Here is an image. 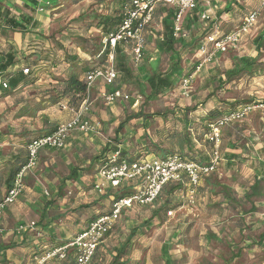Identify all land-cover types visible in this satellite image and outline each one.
<instances>
[{"label":"rangeland","instance_id":"1","mask_svg":"<svg viewBox=\"0 0 264 264\" xmlns=\"http://www.w3.org/2000/svg\"><path fill=\"white\" fill-rule=\"evenodd\" d=\"M126 1L57 0L53 4L54 7L52 6L51 8L54 10L50 11V17H44V27L41 25L38 30L34 31L40 35L34 36L33 34L35 33L30 31L29 34L22 33L23 35H21L20 31L13 29L8 32H0L1 37L6 35V39L12 41V44L0 41L5 44V46L0 44V59L2 55L5 57L9 48H13L17 53V58H19L17 59V67H11V71H19L30 66L29 60L32 61L35 57L33 51L39 50L44 62L54 59L60 65V68L65 69L64 62L61 60L68 51L63 46L69 48L71 42L78 41V36L85 35L86 40H82L81 43L83 42L85 47L94 50L95 54H97L100 50L99 45L100 43L102 44L106 34L97 24L102 18L107 16L114 17V20L121 18L127 7ZM227 1L232 4V12L228 13V15L226 12L221 16L218 13L224 7L218 10L213 8L215 12L214 20L202 21L203 23L200 22L196 25V28L191 27L193 38L187 42V45L190 46L181 48L177 44V47L181 48L179 53L184 57L183 60L185 61V63L180 65L183 70L182 73L187 75L194 70L191 78L189 76H185L186 78L184 79L177 77L175 89L161 92L159 98L154 102L149 95L150 88L147 83H144V86H140L142 82L137 84L135 81L121 77L122 80L119 82L121 86L124 84L121 83L123 80L129 83L125 84L129 95L134 97L142 96V100H140L141 102L143 101L142 110L145 111V108L150 107L148 108L149 114L157 116L160 112H169L173 108L171 105L173 106L174 104L175 106V103L181 100L184 105L182 107L190 111L197 105L195 97L203 105L208 101V98L214 97L213 99L218 102H226V108L229 109L237 108L242 103L252 102L257 99L264 100V45L259 50L258 42H255L259 35L264 34V9L260 8L261 0ZM222 3H220V7L223 6ZM255 9L260 10L258 22L252 30L241 38L239 47H231L223 53H216L211 59V61L215 60L214 63L206 67L210 61L203 63L204 54L201 51L206 35L211 34L218 27L222 33L235 29L242 21L244 15ZM162 10L163 7L158 4L156 7V19L154 18L144 31L145 36L148 37L150 32L154 35L157 34L156 32L163 30L158 17ZM119 23V20H115V23L111 26V31ZM197 29H200L203 34L197 36ZM34 37L39 40L35 41ZM147 37L146 44L148 46L146 45V47L150 50L148 52L150 54L157 49L158 39L148 41ZM36 42H39V45H36ZM35 46H38L39 49ZM147 48L145 53H147ZM208 49L210 50V45H208ZM196 51L199 53L198 57H195ZM169 54L171 55V52H163L158 56L160 62L157 66L158 73L165 74L164 71L168 68L166 64H171L168 61ZM78 55L80 67L86 64L85 66L90 69L103 65L104 55H102V58H99L98 55L91 56L84 48L78 49ZM126 56L128 58L127 62L133 69L135 76L136 74L141 75L143 70L151 69L149 60L151 57L142 65L144 63L143 60L138 63L135 62L131 52ZM253 58L256 59V62L251 72H248L243 67L245 65L243 60L252 61ZM201 63H203L202 68L196 71L197 66ZM206 69L209 70L206 72ZM237 69L240 71L236 72ZM54 71L56 73L59 72L51 68L48 72L45 70L46 73L41 74L38 70L34 71V69H31L32 74H27L26 81L35 77L39 79L32 86L27 88L20 87L12 92L11 97L7 98L8 101L0 102V107L3 106V110H0L2 132L7 131V128L4 127L6 123L13 126L23 124L27 132L37 131V134L34 135L36 136L41 133L42 129L47 128L46 126L51 125L50 121L52 115H54L53 109L55 108V111L59 112L58 106L52 109L45 107L44 115H41L40 112H37V114L29 112L27 115L19 113L17 105H14L19 102L22 105L29 100L31 105L28 108L33 110L35 104H40L38 102L41 100L37 93L43 90L44 86H47L48 81L52 78V74L49 75L48 73H55ZM232 72L235 73L231 75ZM188 78L191 82L184 87L183 83L185 80L188 81ZM181 81L183 82L182 90L180 89ZM16 99L18 102L15 103ZM97 103L98 100L93 103V106ZM184 103H189L191 106H185ZM93 108L95 109L94 112H96V107ZM223 111L225 110L223 109ZM129 115V112L126 113L125 119ZM218 118H220V115L217 112L211 116V120H217ZM148 124L157 143L166 138L160 132L178 129L176 127L177 121L168 119V117H150ZM243 124V127L252 126L254 129H251V131L255 132L254 135H262L260 141H263L264 107L230 125L240 126L239 128L241 129ZM194 126L195 124L191 126V132L190 130L187 131L189 133H187V136L190 135L191 140V142H188L192 146L194 144L200 146L195 140L201 133L197 129L200 128L203 132L204 128L201 126H195V128ZM179 127L181 129V125ZM243 132L249 136L246 130H243ZM28 135H25L26 142L30 139L29 137L27 138ZM144 137L146 138L147 136ZM175 137L176 134L170 138L169 142L176 143L177 137ZM134 140V138H131L128 141L132 149L139 145V142L136 143ZM207 140L208 143L209 141L211 142V139ZM227 143L221 137L220 158L227 152L226 149L229 148ZM210 144L209 155L213 149V144ZM150 148L152 150L156 149L153 145ZM200 148L203 149V147ZM191 149L190 147V150L187 151L188 154L197 155ZM138 151L142 152L140 149ZM3 152L8 153L9 151L4 150ZM244 152L245 154L250 152L249 154L257 156L256 152L258 150L251 145L249 147L246 146ZM208 160L210 161V156ZM221 162L220 159L216 170L209 177L202 180L193 203L189 202L186 197H182L183 193L176 191L173 188L174 185H169L156 202L138 206L135 209L132 208L131 212H123L114 225L112 236L109 238L110 241H113V245L110 248L113 258L110 255H106L102 257V261H105L106 264H264V178H260L262 180L258 188L260 190L259 193L254 194L251 187L255 183L256 178L244 164L236 165L235 169L234 167L230 168V165L226 168L227 161ZM170 210L172 213H169ZM120 244L124 245L125 249H119ZM28 257L26 256V258ZM32 262L29 257L25 263L32 264ZM48 263L69 264L68 262L63 263L58 259L48 260L46 264Z\"/></svg>","mask_w":264,"mask_h":264},{"label":"crops","instance_id":"2","mask_svg":"<svg viewBox=\"0 0 264 264\" xmlns=\"http://www.w3.org/2000/svg\"><path fill=\"white\" fill-rule=\"evenodd\" d=\"M0 1L7 9H10L11 13L15 15L17 19H20L19 16L21 13H27L34 16V18L32 19L33 22L26 25L27 29L19 32L21 33V35H23L24 32L25 34L34 32L38 30L41 25L44 27V17H50V11L54 10L51 8L52 6L54 7V2H57V0H37L39 3L38 6H29L32 9H36V12H32L27 6V2L29 3V0ZM221 2H223L222 7H220ZM231 6V2H228L227 0H216L213 6L208 9L210 13L209 19L214 20L215 12L213 11V8L218 10L219 8L222 9L224 7L222 9L223 12L220 11L218 13L222 16V14L226 12L227 15L228 13L232 12ZM246 15H244L243 19ZM159 20L162 25V17L159 16ZM202 21H204L202 20V18H197L196 20L194 19V17L192 18L191 15H187L186 17H184L183 27L186 29L185 31L188 33V35L184 38H178V40L176 39L174 42V47L171 51H167V45H164L163 42L165 40L166 33V29H164L163 25L162 31L156 32L157 34L154 35L152 34V32H150L148 34V37L146 36L148 41L151 39H158L156 45L157 49L149 54L148 52H150V50H148V48L146 47L147 53L144 54V63L142 65H144L146 63V60L151 57L149 59L151 62V69L143 70L141 75L136 74V76L141 80H136L135 82H137V84H140L139 82H142L140 86H144V83H147L148 87L150 88L149 95L151 94V87L149 81L147 79H144L143 76L147 74L153 75L154 73L158 74L157 66L158 63H160L158 56L163 52H171V55L169 54L168 58V61L171 62V64L167 63L166 65H168V68L164 71L165 74H160L168 75V77L171 78L173 82V89H175L177 85V77L184 79L186 78L185 76L189 75H185V73H182L183 70L181 69L180 65H182L181 63H185V61L183 60L184 57L179 53V50L182 47L190 46L187 45V42H189V40L193 38V30L191 27L196 28V25H198ZM257 22L258 18L254 26H256ZM10 30H12V28H9L7 32ZM230 31H232V29L228 32ZM196 32L197 36L203 34L200 29H197ZM34 33V36L40 35L38 32ZM4 36L5 37L0 36V41L12 44V41L10 39L7 40L6 35ZM33 39H35V41L39 40L36 37H34ZM36 43V45H39V42ZM0 44L1 46H5V44H2L1 42ZM177 44L180 45L181 48H178ZM35 47L39 49L38 46ZM11 50L14 49L12 48ZM11 50L9 49V51ZM9 51L7 52L9 53ZM129 52L131 51H128L127 49L122 50V53L121 55H119L118 59L121 61L123 60L124 62L127 57L126 55H129ZM197 52L198 51H196L195 53V57L199 56V53ZM39 58L40 56L36 55L32 60V62L35 63L34 67L41 74L46 73L45 69L48 67V65L47 63H44L41 58ZM5 60L6 59H4V61ZM253 60L256 59L253 58ZM4 61L0 60V64H3ZM214 61L215 60L213 59L212 61L207 63L206 67L209 66V64H213ZM11 67L17 66L12 65L10 66L9 70H7V72L1 73V103H3V101H8L7 98L11 97L12 95V93L8 95L5 94L1 83V80L5 77V74L12 72ZM207 70L209 69H206L205 71L207 72ZM182 81L180 82L181 90L183 83ZM121 83L124 84L121 86L118 83L117 86L121 89L122 93L128 94L125 86L129 83L126 81H122ZM114 87L116 88V85L106 86L99 81L96 83L92 91L93 100L90 104V111L88 112L87 117L92 121H100V131L85 133L77 130L73 132L67 138L62 149L57 150L45 148V150H42L36 163L37 165L27 172L25 176L26 185L23 193L20 197H18L14 204L9 205L7 208H5V210L1 214L2 216L0 217V263L26 264L25 262H27L29 257L31 258L32 262L34 255H42L51 247L64 245V243L72 240L74 237L78 236L80 232L84 231L89 226V224L98 216L110 214L112 212L111 210L113 202L118 199V197L127 194V196H129L133 192H135L139 182L138 180H128L122 185L115 187L110 183L104 182V180L101 179L98 170L100 166L104 164V161L110 158L111 155H113L117 151H120L123 157L124 155L126 157H129L130 155L133 159H138L139 156H146L148 158L159 157L155 154L152 148H149L150 139H152L155 144L157 143V140L154 138L151 129L148 127V121L150 117H168V119H174L178 123L176 125L178 129L168 132H160V134L166 137L163 138V141L160 140V142L157 143L160 146L162 153L180 152L187 159H194L205 163L209 161L208 150L211 146V144L207 142L208 136L204 135L203 139H195L200 146H198L197 144H194V146H192L189 144L191 140L190 135L187 136V131L190 130L191 132V126L194 124L195 126L199 127L200 124L208 125L210 122L209 120H211V116L216 112L221 117L230 110L235 109L226 108V102H218L216 99H213L214 97L208 98V101H206L204 105L199 101L197 97H195V103L199 105H196V107H193L190 111H187L186 109H184V107H182L184 105L180 100L175 103V106L174 104L173 106L171 105V107H173L171 108L172 111L170 110L169 112H160L159 115L152 116V114H149L150 112L148 110V108L150 107H144L145 111L142 110L143 101H140L142 100V96L134 97L128 94L130 96L129 99L120 98L112 103H107L103 98L100 97V93L103 90H113ZM170 90L172 89L163 90L161 92H167ZM161 92L159 94H161ZM159 96L153 99L154 102L159 98ZM94 100H98V103L93 106V103H95ZM197 101L200 103H198ZM16 102H18L17 99L15 103ZM184 104L185 106H191V104L189 103ZM16 105L19 112V109L22 106L21 102H19L18 104L16 103L14 106ZM93 107H96V112H94L95 109ZM50 109L52 108L50 107ZM223 109L225 111H223ZM0 110H3V106L0 107ZM53 110L54 115H52V119L50 122L51 125L46 126L47 128L42 129L41 133L36 135L37 137L44 135L45 133H49V130L53 126V122H67L73 115L69 111H61L60 109L59 112H56L55 108ZM44 112L45 107L40 111L41 115H44ZM128 112L130 113V115L127 117V119H125L126 113ZM211 121L213 122L214 120ZM179 125H181V129ZM23 126V124H16L15 126H13L12 124L9 125L6 123V126L4 127L7 128V131L4 132L1 131L0 127V199H2L8 189L7 180L12 170L19 167L27 159L28 150L25 147L27 143L25 135L30 134L27 136V138L29 137L30 139H32L36 137L34 135L37 134V131H33L31 133L29 131L27 132V129H24L25 127ZM243 126L244 124L240 129V126L237 127L235 125H230L225 127V129L223 130L222 140L225 143L226 141L228 142L227 144L229 145V148L226 149L227 152L222 156V158H220L222 161L221 163L227 161L226 168L230 165V168L234 167L235 169L236 165L239 166L240 164H244V166L248 168L249 172H251V174H254V178H256V181H259L260 183L262 180L260 178H264V140L260 141L262 139V135H254L255 132L251 131V129H254L252 126ZM197 130L201 131L202 133V129L198 128ZM243 130H246L249 136L245 135ZM174 134H176L177 141L173 144L169 142V140L171 137H173ZM144 136L147 137L145 138ZM131 138H134V141L136 143L139 142V145L133 147V149L130 145V142H128ZM251 145L254 146L256 150H258V152H256L257 156L249 154L250 152L245 154L244 150L246 146L249 147ZM190 147L192 148L191 150H194L197 155L188 154L187 151L190 150ZM200 147H203V149ZM138 149H140L142 152L138 151ZM4 150H8L9 152L4 153ZM148 151L150 152L148 153ZM103 182L104 186L101 191L95 189L96 184H101ZM138 206L142 205L134 204L132 207L124 209L123 212H131L130 210H133L132 208L135 209ZM31 222H35V227H31V229H28L27 231L18 230L19 225H29L31 224ZM112 231L99 244L100 246L98 247L91 263L106 264L105 261H102V257H105L106 255H110L113 258V255L111 253L112 250L110 249L113 245V241H110L109 239L112 236ZM123 246L124 245L120 244L119 249H125ZM26 256L29 257L26 258Z\"/></svg>","mask_w":264,"mask_h":264},{"label":"built area","instance_id":"3","mask_svg":"<svg viewBox=\"0 0 264 264\" xmlns=\"http://www.w3.org/2000/svg\"><path fill=\"white\" fill-rule=\"evenodd\" d=\"M165 1L168 4L178 6V14L176 16L175 31L176 35H182L181 22L184 14L189 9L197 7L200 3L207 7V11L202 15V20L206 21L210 18L208 11L216 0H133L131 5L124 11V18L120 28L108 35L103 40L104 49L108 51V66L106 68L93 69L87 74L89 88H92L98 81H103L107 85L114 83L117 77L115 69L117 46L122 43H130L132 46V56L135 62H140L145 50V29L154 19V7L157 2ZM260 8L264 9V0L260 4ZM260 15V10L245 17L237 28L229 33H222L219 27L207 34L203 40L201 51L204 54L203 63L211 61L216 53H223L229 48H236L241 38L246 35L253 27ZM210 45V50L208 49ZM213 56V57H212ZM199 64L196 71L202 68ZM25 72H28L26 68ZM190 78L192 77L189 76ZM189 79V78H188ZM191 82L184 81L183 85L188 86ZM4 87H8V83L3 82ZM86 100L76 109L71 108L75 114L74 118L69 122L61 123L53 132L45 133L34 138L28 143V158L22 169L16 174L14 182L9 191L0 200V217L9 205L14 204L24 189L25 176L27 172L36 166L40 152L45 148L62 149L67 138L75 131L94 132L100 131V121H92L85 117V112L89 110L91 97L89 90ZM107 103L115 102L120 98L129 99L130 96L121 91L108 92L103 90L100 93ZM264 107V100H254L248 103H242L234 110H230L222 117L211 123L208 139L214 142L212 154L210 153V161L201 163L196 160H186L180 154L168 155L160 158H148L143 160H126L121 156V152L117 151L110 158L104 161L99 168V175L104 182L118 187L128 180H138V185L131 195L116 199L112 205V212L98 216L89 226L72 240L64 243V245L51 247L42 255H36L33 258V264H46L48 260L58 259L64 260L71 250L74 252L75 264H91L94 255L97 252L99 244L113 230L117 220L121 217L123 210L132 207L134 204L145 206L154 203L162 194L163 188L170 182L184 181L185 188L180 192L182 197H186L189 202L193 203L197 194L196 189L202 180L209 177L214 172L220 161V145L223 129L236 121L242 120L252 112ZM63 108H69L63 105ZM187 178V180H186ZM104 182L96 184L95 189L101 191ZM169 213H172L170 210ZM35 225L31 222L29 225H19L18 230L27 231Z\"/></svg>","mask_w":264,"mask_h":264},{"label":"trees","instance_id":"4","mask_svg":"<svg viewBox=\"0 0 264 264\" xmlns=\"http://www.w3.org/2000/svg\"><path fill=\"white\" fill-rule=\"evenodd\" d=\"M132 1L133 0H127L126 1V6L129 7L131 5ZM261 2H262V0H261ZM261 2H260V4H261ZM38 4L39 3H38L37 0H29V3L27 2V6L28 7L29 6L32 7V5H35V7H36V6H38ZM158 4L160 5V7L161 6L163 7V10L161 11V13L158 14V17L159 16L162 17V21L161 22H162V25L164 26V29H166L165 40L163 42H164V45H167L166 46L167 51H171L173 49L174 42H175L176 39L178 40V38H184V37H186L188 35V33L185 31L186 29L183 27L184 17H186L187 15H191L192 18L194 17V19L197 20V18H201L202 17V15L205 13V10L207 9L206 6H204L202 3H200L197 7L189 9L188 11H186V13L183 16L182 22H181L182 35H176V31H175L174 27H175V23H176V16H177L178 10H179L178 6L175 5V4H168L165 1H159V2L156 3V5L154 7V12H153L154 13V18H155V15H156V7H157ZM30 10L32 12H36V9L30 8ZM255 10H257V9H255ZM255 10L249 12L245 17H247L248 15L254 13ZM124 15L121 18H116L115 19V20H119L120 23L112 31H111V29H112L111 26H112L113 23H115L114 17L107 16L106 18H102V20L99 21V23L97 24L98 27L101 30L103 29L105 31V33H106L104 39L106 37H108V35L110 33L114 32V31H117L120 28V26H121V24L123 22ZM19 17H20V19H17L15 17V15H13L11 13L10 9L9 8L7 9L0 1V32H5V31L9 30V28H12L13 30L21 32L22 30L27 29L26 25H28L29 23H32L33 22L32 19L34 18V16L29 15L27 13H25V14L21 13ZM147 27H148L147 25L144 26V29L146 30ZM223 33L226 34V33H229V32H223ZM103 34H104V32H103ZM84 36L85 35L78 36L77 37L78 41L75 40L74 43L71 42V45L69 46V48L66 47V46H63L64 48H67V51H68L67 53H65V56L61 60V61L64 62L65 69L60 68V65H58V63H56L54 61V59L52 61H48V60H46V62L43 61L44 63H47V65H48V67L45 69V70H47V72L51 68H53L54 70L59 71V72L56 73L54 71L55 73H48L49 75L52 74L51 75L52 78L48 81L49 83L47 84V86H44V89L37 93V95L41 97V100L38 102L40 104H35L34 109L30 110L28 107L31 105V103H30L29 100H27V101H25V103L22 104L21 108L19 109L20 110L19 113L21 112V113H24V114L28 115L29 112H32L34 114H37V112H40L41 110H43L44 107L54 108L55 106H58L59 107V111L61 109V111L65 110V111H69L71 114H73L72 117L67 121V122H69L75 116V114L73 113L71 108H74V109L77 110V108L86 100L87 95H88V92H87L88 90L90 91L89 92V97H91L90 100L92 102V100H93L92 91H93V88L95 87L97 82L94 84V86L92 88L88 89L89 85H88V81H87V74L89 72H91L93 69L106 68L108 66V64H109L108 63V51H109V49H104V43L102 42V44L100 43V45H99L100 50L97 52V54H95L96 52L94 50L88 49L87 47L84 46L83 42L81 43L82 40H86ZM144 37H145V41H146V36H144ZM255 42H258L257 46L261 50L263 45H264V34L259 35L256 38ZM60 43H62V42H60ZM80 48H84V50H86L89 54H91V56L92 55H98L99 58H102V55H104L103 56V62H102L103 65H100V66H97V67H92L90 69L88 68V66H85L86 64L82 65V67H80L81 65L79 64V55H78V49H80ZM9 49L11 50V48H9ZM124 49H127L128 51H132L131 44L124 42V43L119 44L117 46L116 60H115V69L117 71V77H116L114 83L109 84L111 86L116 85V88L114 87L113 90H109L110 92L121 91V89L117 86L118 83L122 80L121 77H125L126 80H131V81L141 80L137 76H135V74L133 72V69L131 68V66L127 62V58L124 60V62H123V60L121 61V60L118 59L119 55H121L122 50H124ZM145 50H146V47H145ZM145 50H144V54H145ZM33 53H35V56L39 55L40 58H41V51L34 50ZM50 54H51V52H50ZM143 57H144V55H143ZM143 57H142L141 61L143 60ZM18 58H17V53L15 52V50H11V51H9V53L7 52L5 54V57L1 56V59H0L1 61H4V59H6V60L4 61L3 64H0V67H1V69H0L1 70L0 77H1V73L7 72V70H9L10 66L17 64V62H18L17 59ZM41 59L44 60L43 58H41ZM245 60L246 59L243 60V62H245V65L243 67H245L246 71L251 72V69L254 66L256 61L255 60H252V61L246 60L245 61ZM34 65H35V63L30 61V66L26 67V68H28V72H25L26 68H24V69H21L19 71H14V72L12 71V72H10V73L5 75V77L1 80V83H2V88H3V90H4L6 95L11 94L12 92H14L15 90H17L20 87L27 88L29 86H32L39 79V78L35 77V78H32L31 80H27L26 81L27 74L31 73V69H34V71L35 70L37 71V69L34 67ZM193 71L191 73H189L188 76H191ZM238 71H240V70L237 69L236 72H238ZM58 73H59V75H58ZM233 73H235V72H232L231 75ZM48 74H47V78H48ZM120 74H121V77H120ZM143 78L147 79L149 81V84H150V87H151V94H150L151 95V99H155L157 96H159V93L161 91H163V90L173 89V82H172L171 78L168 77V75H163V74H160V73H158V74L154 73L153 75H149V74L144 75ZM124 81L125 80H123V82ZM3 82L8 83V87H4V83ZM100 82L103 83L106 86H109L103 81H100ZM26 104H28V105H26ZM63 105H68L69 108L68 109L67 108H63ZM89 111H90V108H89L88 111H86L84 113L86 118H88L87 115H88ZM45 117L49 121V119H48V117L46 115H45ZM209 121H208L209 122L208 125L207 124H200V126L202 128H204V131L202 133H200V136L198 137L199 139H203L204 135H208L209 134V131H210V126L209 125L211 123H213L215 120L213 122L211 120H209ZM61 123H64V122H61ZM61 123H54L53 122V126L51 127V129L49 131L53 132L54 130L57 129V127L59 125H61ZM231 124H233V123H231ZM227 126H230V124L227 125ZM222 134H223V131H222ZM34 138H37V136L34 137ZM34 138L28 140L26 145L28 146V143L31 140H33ZM209 143H212L214 145L213 141H211V142L209 141ZM151 145H153L156 148L153 151L155 152V154L157 156H159L158 158L166 157L168 155H173V154H177L178 153L183 158H185L186 160H191V161L194 160V159L193 160L192 159H187L180 152H177V153L176 152H165V153H162L160 146L158 144H155L152 141V139L149 140V148L151 147ZM150 151H148V153ZM122 154H125V153H122ZM124 157H126V156L124 155ZM141 157H139L138 159H133L129 155V157H126L125 159L126 160L129 159L130 161L143 160L146 156L142 157V158ZM27 158H28V156H27ZM196 161H198V160H196ZM26 162H27V159L25 160V162L23 164H21L19 167L15 168V169H13L12 172L10 173V176H9V178L7 180L8 189H7L6 193L12 187L13 182H14L13 180H14L16 174L22 169V167L25 165ZM208 162H205V163H208ZM186 180H187V178H186ZM24 181H25V179H24ZM259 184H260L259 181H256L252 185L251 188H252V191H253L254 194H258L259 191H260V190H258ZM25 185H26V181H25ZM169 185H174L173 188L176 191L178 190L180 192L185 188V182L184 181L170 182L163 188L162 192ZM198 188H199V186L197 187L196 192H197ZM177 193H179V192H177ZM125 194H127V193H125ZM127 195H122V196H120L118 198H121V197H124V196H127ZM3 197H2V199H3ZM2 199H0V200H2ZM36 255H38V254H36ZM36 255H34V256H36ZM74 260H75L74 252H73V250H71L70 253H68L67 257L64 260H62V262L63 263L68 262L69 264H75Z\"/></svg>","mask_w":264,"mask_h":264}]
</instances>
